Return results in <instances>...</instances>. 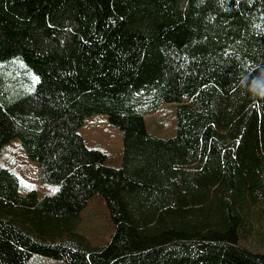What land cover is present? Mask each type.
I'll return each mask as SVG.
<instances>
[{
	"label": "trees",
	"instance_id": "1",
	"mask_svg": "<svg viewBox=\"0 0 264 264\" xmlns=\"http://www.w3.org/2000/svg\"><path fill=\"white\" fill-rule=\"evenodd\" d=\"M264 0H0V264H264ZM174 107L173 131L144 116ZM101 112L120 164L78 128ZM105 200L110 237L81 228Z\"/></svg>",
	"mask_w": 264,
	"mask_h": 264
},
{
	"label": "rangeland",
	"instance_id": "2",
	"mask_svg": "<svg viewBox=\"0 0 264 264\" xmlns=\"http://www.w3.org/2000/svg\"><path fill=\"white\" fill-rule=\"evenodd\" d=\"M175 104L166 102L156 111L144 116L148 130L157 134H170L173 131ZM88 146H95L107 154L106 162L119 165L118 152L122 143L121 131L108 119L107 114L97 112L84 117L78 128ZM0 163L14 170L21 180V192L28 188L38 189V195L55 192L54 182H40L37 176V162L28 158L18 137H12L3 147ZM104 198L96 194L91 197L81 211V228L94 241L103 242L110 237L111 221L107 215Z\"/></svg>",
	"mask_w": 264,
	"mask_h": 264
},
{
	"label": "clouds",
	"instance_id": "3",
	"mask_svg": "<svg viewBox=\"0 0 264 264\" xmlns=\"http://www.w3.org/2000/svg\"><path fill=\"white\" fill-rule=\"evenodd\" d=\"M259 95L262 96V97H264V89H260Z\"/></svg>",
	"mask_w": 264,
	"mask_h": 264
}]
</instances>
